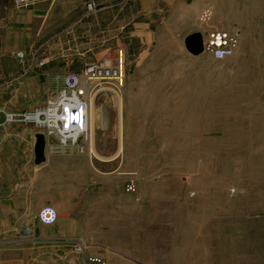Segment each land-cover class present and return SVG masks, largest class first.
<instances>
[{
    "label": "rangeland",
    "instance_id": "1",
    "mask_svg": "<svg viewBox=\"0 0 264 264\" xmlns=\"http://www.w3.org/2000/svg\"><path fill=\"white\" fill-rule=\"evenodd\" d=\"M11 1L0 3L4 63L16 67L0 80L2 113H32L78 87L86 65L123 61L121 86L103 81L89 95L81 156L110 213L85 264H264V0H97L93 16L83 0H45L37 6L61 3L64 22L52 47L32 43L16 21L33 9ZM212 31L239 35L230 58L186 51V37ZM35 73L50 84L32 86ZM20 126L32 127L4 124L0 142ZM24 241L0 227V260L45 252Z\"/></svg>",
    "mask_w": 264,
    "mask_h": 264
},
{
    "label": "crops",
    "instance_id": "2",
    "mask_svg": "<svg viewBox=\"0 0 264 264\" xmlns=\"http://www.w3.org/2000/svg\"><path fill=\"white\" fill-rule=\"evenodd\" d=\"M143 3L144 8H149L153 0ZM60 4L19 13L16 22L28 24L23 30L32 43L44 37L52 47L54 39L64 40V22L54 19L62 11ZM2 49L0 46V80L11 77L16 69L15 65L12 69L6 66ZM29 80L32 86L49 85L51 78L49 74L35 73ZM31 91L37 94L38 90ZM33 107H37L36 102L29 106ZM7 136L10 140H6ZM92 136L91 129V143ZM35 137L32 127L20 126L5 133L0 142V227L16 231L21 240L44 247L45 252L14 254L0 260V264H85L86 259L93 258L87 247L99 236L97 223H107L109 219V208L100 206V177L81 155L46 156L43 163L35 164ZM46 208L56 213L52 225L35 221L38 212ZM76 245L83 248L82 253L72 251ZM51 247H57L59 252H47Z\"/></svg>",
    "mask_w": 264,
    "mask_h": 264
},
{
    "label": "built area",
    "instance_id": "3",
    "mask_svg": "<svg viewBox=\"0 0 264 264\" xmlns=\"http://www.w3.org/2000/svg\"><path fill=\"white\" fill-rule=\"evenodd\" d=\"M43 1L45 0H12L11 6L16 10H29ZM83 1L86 16H93L98 12L97 0ZM238 43L237 33L212 31L202 36V52L208 53L217 61H222L235 53ZM19 57L21 58V55ZM123 77L121 55L112 66L86 65L81 73L78 87L62 89L54 100L48 101L44 107L27 115L6 114L0 111L4 117L0 127L8 123L24 122L43 131L46 137L45 157L82 155L89 145V95L94 84L108 81L118 88L122 84ZM49 139H56L57 142H51ZM128 191H132V188L128 187ZM35 221L43 225H52L56 221V213L52 209H42L35 217ZM75 249L81 251L78 245Z\"/></svg>",
    "mask_w": 264,
    "mask_h": 264
},
{
    "label": "water",
    "instance_id": "4",
    "mask_svg": "<svg viewBox=\"0 0 264 264\" xmlns=\"http://www.w3.org/2000/svg\"><path fill=\"white\" fill-rule=\"evenodd\" d=\"M184 47L188 53L197 56L202 53V37L200 34H193L184 39ZM35 164L44 162V139L41 135L35 137L34 145Z\"/></svg>",
    "mask_w": 264,
    "mask_h": 264
},
{
    "label": "trees",
    "instance_id": "5",
    "mask_svg": "<svg viewBox=\"0 0 264 264\" xmlns=\"http://www.w3.org/2000/svg\"><path fill=\"white\" fill-rule=\"evenodd\" d=\"M8 0H0V3H6Z\"/></svg>",
    "mask_w": 264,
    "mask_h": 264
},
{
    "label": "bare ground",
    "instance_id": "6",
    "mask_svg": "<svg viewBox=\"0 0 264 264\" xmlns=\"http://www.w3.org/2000/svg\"><path fill=\"white\" fill-rule=\"evenodd\" d=\"M90 109H91V107H90ZM90 109H89V110H90ZM88 128H89V123H88ZM88 131H89V130H88ZM90 133H91V130H90ZM120 150H121V149H119L118 152H120Z\"/></svg>",
    "mask_w": 264,
    "mask_h": 264
}]
</instances>
